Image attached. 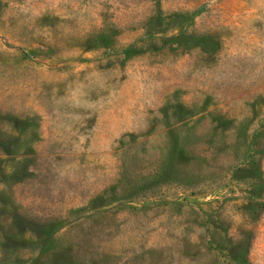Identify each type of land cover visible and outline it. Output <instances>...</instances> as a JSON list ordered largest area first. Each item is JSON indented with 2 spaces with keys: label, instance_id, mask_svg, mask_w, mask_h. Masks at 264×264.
Listing matches in <instances>:
<instances>
[{
  "label": "rangeland",
  "instance_id": "1",
  "mask_svg": "<svg viewBox=\"0 0 264 264\" xmlns=\"http://www.w3.org/2000/svg\"><path fill=\"white\" fill-rule=\"evenodd\" d=\"M0 264H264V0H0Z\"/></svg>",
  "mask_w": 264,
  "mask_h": 264
}]
</instances>
